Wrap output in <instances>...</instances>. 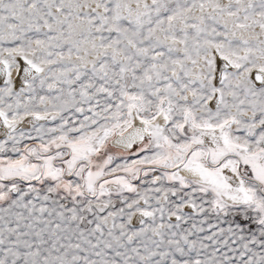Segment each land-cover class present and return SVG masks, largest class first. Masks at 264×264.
I'll return each mask as SVG.
<instances>
[{
    "label": "snow or ice",
    "instance_id": "snow-or-ice-1",
    "mask_svg": "<svg viewBox=\"0 0 264 264\" xmlns=\"http://www.w3.org/2000/svg\"><path fill=\"white\" fill-rule=\"evenodd\" d=\"M0 264H264V0H0Z\"/></svg>",
    "mask_w": 264,
    "mask_h": 264
}]
</instances>
